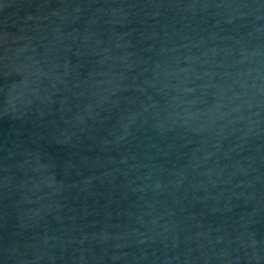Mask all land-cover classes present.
Masks as SVG:
<instances>
[{
  "label": "water",
  "instance_id": "obj_1",
  "mask_svg": "<svg viewBox=\"0 0 264 264\" xmlns=\"http://www.w3.org/2000/svg\"><path fill=\"white\" fill-rule=\"evenodd\" d=\"M0 264H264V0H0Z\"/></svg>",
  "mask_w": 264,
  "mask_h": 264
}]
</instances>
